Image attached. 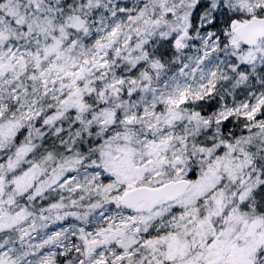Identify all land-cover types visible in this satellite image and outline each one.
I'll list each match as a JSON object with an SVG mask.
<instances>
[{
	"label": "snow or ice",
	"instance_id": "1",
	"mask_svg": "<svg viewBox=\"0 0 264 264\" xmlns=\"http://www.w3.org/2000/svg\"><path fill=\"white\" fill-rule=\"evenodd\" d=\"M0 264H264V0H0Z\"/></svg>",
	"mask_w": 264,
	"mask_h": 264
}]
</instances>
